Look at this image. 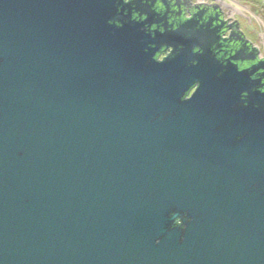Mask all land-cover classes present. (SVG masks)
I'll return each instance as SVG.
<instances>
[{"label": "water", "instance_id": "1", "mask_svg": "<svg viewBox=\"0 0 264 264\" xmlns=\"http://www.w3.org/2000/svg\"><path fill=\"white\" fill-rule=\"evenodd\" d=\"M122 5L0 0V264H264V106Z\"/></svg>", "mask_w": 264, "mask_h": 264}, {"label": "flooded vegetation", "instance_id": "2", "mask_svg": "<svg viewBox=\"0 0 264 264\" xmlns=\"http://www.w3.org/2000/svg\"><path fill=\"white\" fill-rule=\"evenodd\" d=\"M121 9L124 16H131V20H149L147 26L151 33L158 32L164 36L166 32H178L180 40L200 43L202 46H196L194 52L200 54L207 49L218 61L220 78L225 74L224 77L234 76L243 82V88L248 90L241 94L245 106L249 100L264 106V46L256 45L242 29V12L232 4V0H123ZM174 52V46L162 45L156 51L155 58L162 62L173 56ZM198 87L199 84L192 86L185 98H190ZM251 96L254 98L251 99ZM230 135L229 146L245 152L243 157L236 156L238 160H243L242 165L232 164V156L228 154L225 157L228 160L226 165L219 158L216 168L218 179L226 183L237 178L247 180L250 172L247 150L252 148V136L238 130L230 132ZM183 218L187 219L188 215L185 214ZM176 225L187 226L183 224V219H178Z\"/></svg>", "mask_w": 264, "mask_h": 264}, {"label": "rangeland", "instance_id": "3", "mask_svg": "<svg viewBox=\"0 0 264 264\" xmlns=\"http://www.w3.org/2000/svg\"><path fill=\"white\" fill-rule=\"evenodd\" d=\"M242 12V29L256 43L264 46V0H232Z\"/></svg>", "mask_w": 264, "mask_h": 264}]
</instances>
